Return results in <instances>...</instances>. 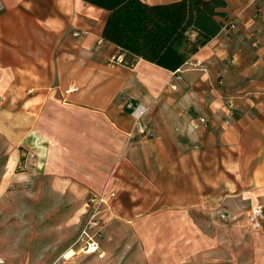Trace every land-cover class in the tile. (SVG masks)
<instances>
[{
    "label": "crops",
    "instance_id": "1",
    "mask_svg": "<svg viewBox=\"0 0 264 264\" xmlns=\"http://www.w3.org/2000/svg\"><path fill=\"white\" fill-rule=\"evenodd\" d=\"M225 3L219 32L171 71L109 63L123 53L101 38L104 8L0 0V97L26 90L51 159L75 162L54 191L115 193L124 264H264V216L247 220L264 209V0Z\"/></svg>",
    "mask_w": 264,
    "mask_h": 264
},
{
    "label": "rangeland",
    "instance_id": "2",
    "mask_svg": "<svg viewBox=\"0 0 264 264\" xmlns=\"http://www.w3.org/2000/svg\"><path fill=\"white\" fill-rule=\"evenodd\" d=\"M28 102L22 88L19 96L0 97V264H124L127 229L108 219L106 205L91 216L89 199L100 194L52 189L59 187L62 172L74 174L75 162L51 159L44 115ZM130 243L134 252L138 242ZM67 245L77 252L62 256ZM131 264H141L140 258L132 256Z\"/></svg>",
    "mask_w": 264,
    "mask_h": 264
},
{
    "label": "trees",
    "instance_id": "3",
    "mask_svg": "<svg viewBox=\"0 0 264 264\" xmlns=\"http://www.w3.org/2000/svg\"><path fill=\"white\" fill-rule=\"evenodd\" d=\"M108 11L101 38L115 44L127 63L141 58L176 71L212 37L226 17L225 0H84ZM131 107H126L128 112Z\"/></svg>",
    "mask_w": 264,
    "mask_h": 264
},
{
    "label": "built area",
    "instance_id": "4",
    "mask_svg": "<svg viewBox=\"0 0 264 264\" xmlns=\"http://www.w3.org/2000/svg\"><path fill=\"white\" fill-rule=\"evenodd\" d=\"M109 63H112V64H123V65H129V63H127V61L124 59L123 55L122 54H114L112 56L109 57V60H108ZM195 66L196 67H200V62L197 61L195 63ZM78 87L75 86V85H71L70 87L66 88L65 89V93H69V92H72V91H75L77 90ZM229 106H232V104L229 103ZM201 120L203 121L204 118H201ZM114 192H110L109 194H100L96 197H91L89 199V201L91 202L92 204V218L94 217V215L99 212V206L100 205H106L107 204V200L110 198V197H113L114 196ZM264 216V209H263V206L261 204H254L252 206H250L249 208V211L247 213V220L249 222V224H251L252 226L256 227V228H259L261 227L262 225V218ZM90 220V223L92 224H96V220ZM92 247H91V250L92 251H95L96 250V247L94 245V242L92 243ZM0 262H2V259H0Z\"/></svg>",
    "mask_w": 264,
    "mask_h": 264
}]
</instances>
